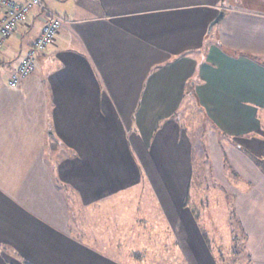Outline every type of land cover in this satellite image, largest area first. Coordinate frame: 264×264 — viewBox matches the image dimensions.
I'll return each instance as SVG.
<instances>
[{
	"label": "crops",
	"instance_id": "0c3cea01",
	"mask_svg": "<svg viewBox=\"0 0 264 264\" xmlns=\"http://www.w3.org/2000/svg\"><path fill=\"white\" fill-rule=\"evenodd\" d=\"M41 2L64 21L16 87L44 15L32 9L0 48V264H129L107 251L109 224L81 212L104 201L129 219L145 192L187 264H212L210 233L183 204L189 108L209 125L207 164L237 174L232 207L264 264V174L243 147L255 137L264 156V0Z\"/></svg>",
	"mask_w": 264,
	"mask_h": 264
},
{
	"label": "rangeland",
	"instance_id": "374dc122",
	"mask_svg": "<svg viewBox=\"0 0 264 264\" xmlns=\"http://www.w3.org/2000/svg\"><path fill=\"white\" fill-rule=\"evenodd\" d=\"M186 116L190 125L189 136L193 142L194 158L189 203L193 208L191 210L199 213L201 218L199 221L202 226L210 233L212 258L209 256V260L212 264H253L246 246L244 233L240 224H238L232 207L231 192L229 191L231 185L226 177V175H229V179L232 180V176L236 177L237 174L233 172L232 176L229 174L228 169H231V167L228 162L224 165V173L214 171L212 166L207 164L208 122L194 108H189ZM251 135L255 136L254 133ZM247 140V146H243L244 150L255 155V157H259L258 153L260 152L256 150L262 146V143L256 140L255 137ZM219 142L221 144L222 139ZM62 156L63 154L60 158ZM260 158L264 160V156H260ZM137 197L135 198L136 202H133V210H136V213L129 219L121 216V213L117 214V210L112 207L110 209L103 208L107 203L104 201L101 203V207H97L93 211H82L81 216L92 218L95 226L97 222L109 224L108 227L112 229L115 237L110 236L108 242H106L108 247L111 245V248L107 251L129 264H138L133 259L136 258V255H139V264H187L184 252L174 239V233H170L172 226L170 227L169 223L164 222L165 217L152 208V195L150 196L145 192L140 193ZM123 221H126V223H122ZM110 223H114L116 226L112 225V227ZM201 223L199 224L200 227ZM122 231L124 232L122 233ZM187 254H190L189 250ZM205 262L207 264L206 260ZM255 264H258V262H255Z\"/></svg>",
	"mask_w": 264,
	"mask_h": 264
},
{
	"label": "built area",
	"instance_id": "2783aa9c",
	"mask_svg": "<svg viewBox=\"0 0 264 264\" xmlns=\"http://www.w3.org/2000/svg\"><path fill=\"white\" fill-rule=\"evenodd\" d=\"M38 9L45 17L41 33L28 47L15 71L10 75L8 84L16 87L21 79L31 75L35 69L36 55L47 46L53 44L63 18L50 13L41 0H0L3 14L0 18V48L15 28L25 22L26 16L32 9Z\"/></svg>",
	"mask_w": 264,
	"mask_h": 264
},
{
	"label": "trees",
	"instance_id": "16d2710c",
	"mask_svg": "<svg viewBox=\"0 0 264 264\" xmlns=\"http://www.w3.org/2000/svg\"><path fill=\"white\" fill-rule=\"evenodd\" d=\"M247 153L250 156V158L255 162V164L258 166V168L260 169V171L264 174V164H263L264 160L262 158H260V157L253 156L249 152H247ZM189 198H190V196H189V194H187L185 196V198L183 199L184 200L183 201V204L184 205H186L188 202H190L189 201ZM200 231H201V235L203 237V240L205 241V244H206L207 248L209 250H211L212 248L210 246V242L208 240V237H207L206 233L202 229H200ZM135 259H139V255L138 256L136 255V258Z\"/></svg>",
	"mask_w": 264,
	"mask_h": 264
},
{
	"label": "water",
	"instance_id": "95a60500",
	"mask_svg": "<svg viewBox=\"0 0 264 264\" xmlns=\"http://www.w3.org/2000/svg\"><path fill=\"white\" fill-rule=\"evenodd\" d=\"M222 15H223V12H220V14L211 22V25L218 22L220 20V18L222 17Z\"/></svg>",
	"mask_w": 264,
	"mask_h": 264
}]
</instances>
